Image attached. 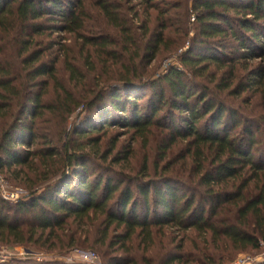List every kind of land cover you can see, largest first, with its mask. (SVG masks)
Returning <instances> with one entry per match:
<instances>
[{
  "label": "trees",
  "instance_id": "16d2710c",
  "mask_svg": "<svg viewBox=\"0 0 264 264\" xmlns=\"http://www.w3.org/2000/svg\"><path fill=\"white\" fill-rule=\"evenodd\" d=\"M131 1L158 9L152 5L158 0ZM80 4V0L72 6L67 0H0V172L12 166L31 169L38 162L46 183L41 191L17 202L0 195V240L36 244L46 235L55 238L63 250L77 249L84 247L88 236L80 227L98 219L96 244L100 246L109 230L117 234L109 246L123 247L133 237L150 242L154 229L170 226L208 235L213 248L221 252L216 256L220 264L230 262L233 252L259 250L264 244V123H259L264 118H244L217 99L211 86L209 90L192 79H206L218 92L236 98L248 92L247 87L236 84L235 73L240 67L249 73L252 85L264 79V0L194 2L185 16H192L195 46L179 56L180 69L170 67L160 74L158 84H147L133 61H152L165 41L163 32L174 26L172 18L165 15L171 9L188 8L179 1L170 4L169 10L157 11L156 33L143 50L139 41L131 38L122 45L125 54L133 49L129 57L133 67L124 66L126 75L91 99L77 98L56 78L54 60L43 63L42 52L32 50L35 36L44 32L38 23L47 16L60 17L66 33L80 31L84 24ZM98 7L111 25L121 28L112 4L99 2ZM82 39L114 63L123 59L115 48L109 50L112 43L107 38ZM229 39L237 48L233 58L224 61L216 49H223ZM199 43L206 54L197 49ZM15 47L23 70H12L13 64L7 62V49ZM254 58L261 62L249 71L247 61ZM68 70L74 80L78 72L72 66ZM222 70L228 72L217 77ZM49 85L55 95L52 103L43 101ZM145 90L150 91L147 102L143 101ZM80 107L85 117L77 125ZM113 115L115 120L110 118ZM44 118L52 121V131L57 133L40 138L42 150L29 151ZM164 121L168 125L160 126ZM116 125L133 131L142 141L152 135V128L167 130V139L157 149L158 158L166 159L161 171L166 176L145 183L130 177L105 178L104 173L90 170L91 155L96 158L101 150L100 139L93 136L105 135ZM112 144L108 155L114 141ZM181 146L184 155L176 162L173 157L167 160V153ZM107 154L100 158L103 163ZM146 171L143 164L141 175ZM189 177L191 182H185ZM19 215L29 216V221H20ZM210 259L215 264L213 257ZM176 261L179 259L170 258L165 264ZM108 264L125 263L113 260Z\"/></svg>",
  "mask_w": 264,
  "mask_h": 264
},
{
  "label": "rangeland",
  "instance_id": "374dc122",
  "mask_svg": "<svg viewBox=\"0 0 264 264\" xmlns=\"http://www.w3.org/2000/svg\"><path fill=\"white\" fill-rule=\"evenodd\" d=\"M71 2V6L76 3V0H67ZM107 2L112 4V9L115 10L114 14L118 17L120 22L119 27L111 25V23L103 16L102 12L98 9L99 2ZM182 1L186 4L187 10L171 9L169 15L164 18H172L174 26L163 32L164 43L159 47L154 59L149 63H143L139 59L133 61L134 67L139 74L143 76V82L147 84H158L160 74L170 67L181 68L178 58L182 53H185L189 47L194 45V38L196 35L195 25H193L192 16L187 18L186 13L189 15L194 2L199 0H158L153 2L152 5L158 7V12L169 10V5ZM80 5L83 10V28L74 34H69L62 31V22L58 16H47L43 18L38 24L42 26L44 32L41 36H35L36 45L32 48L34 52H42L41 62L51 63L54 60L55 75L58 81L68 90L73 92L77 98L86 97L91 99L97 92L107 89L109 85H114L115 80L119 77L126 75L124 72L125 67H131L132 63L129 62L131 53L125 54L121 48L126 38H131L138 42L141 50L155 35L158 27L156 20V10L146 8L144 5L139 4L138 1L131 0H80ZM168 4V5H165ZM79 5V6H80ZM114 6V8H113ZM50 28H54L51 30ZM102 36L107 38L110 49H114L122 56V60L114 63L106 58L105 55L96 51L95 47L83 42L82 38ZM200 40V39H199ZM198 43V41H197ZM115 45V46H114ZM201 43H199V46ZM208 49L210 46L206 45ZM223 49H216L220 59L230 60L234 56V51L237 45L232 40H226L223 43ZM224 46H226L224 48ZM202 54L204 47H200ZM18 47L15 49H7V62L13 64L12 70H23L19 65L17 59ZM107 60L106 67L103 62ZM112 62V63H111ZM258 58L247 61L244 64L249 66V71L257 68L260 64ZM68 66H72L78 73L74 80L71 78ZM133 67V66H132ZM107 68V69H106ZM216 69V67H212ZM228 72L222 70L217 73V77L221 74ZM238 80L236 84H242L248 88V92L241 94L240 97H234L227 92H218V88L210 85L208 80H201L200 78L192 79L196 84L206 86L210 90L213 89V94L218 96L221 102L226 106H232L238 110L244 118L254 119L255 116L264 118V79L256 85H252L249 73L244 71L242 67L236 71ZM24 76L25 73H22ZM26 82V81H24ZM117 88V87H112ZM34 89L33 92H36ZM144 95L143 101L147 102L150 97V91L145 90L142 92ZM54 90L49 85L47 94L43 97L44 102H54ZM84 104V103H83ZM84 106V105H81ZM80 116L75 120L77 125L85 117L84 109L80 107ZM129 113V112H128ZM167 111L162 112L161 116L166 119ZM115 120L114 115L110 117ZM50 119V118H49ZM52 120V119H51ZM43 121L49 122L44 118L40 123V132L38 139L29 148V151L42 150L43 140L42 136H54L57 130L52 131L53 123H42ZM72 122V121H71ZM263 120L259 123L263 126ZM55 124V122H54ZM168 125L167 121L162 122L160 126ZM158 128V127H157ZM151 134L146 141H142L139 137L134 136L133 131H127L125 128L111 126L105 135H94L93 137L100 139L101 150L95 156L92 154V163L89 164L90 170H96L105 174V178L109 177L116 179L117 177H130L134 180L141 182H148L149 180L158 179L164 175L162 162L159 159L158 147L166 140L167 130L151 129ZM110 150V154L107 152ZM21 150H26V147H21ZM184 148H174L170 153H167V160H177L183 156ZM107 154L106 162L101 161V156ZM118 156V157H117ZM125 159L123 160V157ZM113 158H117L119 163H115ZM143 164H146L147 171L145 175H141L140 170ZM178 168V167H177ZM176 168V169H177ZM113 172V173H112ZM43 170L38 162L33 163V168L12 166L10 170L0 172V176L10 192L18 194V200L24 199L32 192H39L46 185L43 181L41 174ZM190 180V181H189ZM192 180H184L190 183ZM20 221H29V216L19 215L17 217ZM98 219L93 220V224H87L80 227L81 230L87 232V241L84 247L63 250L62 246L53 237L42 236L38 243H28L23 245H16L12 242L6 243L0 240V264H20L30 262L32 264L42 263H63V264H108L110 261L119 260L125 264H165L170 258H178L172 264H212L210 258L213 257L215 264H220L216 260L221 252L213 248L210 244L209 236H201L193 230H177L170 226H165L161 229H154L152 231L150 242H143L144 239L133 237L131 241L118 246H109L113 236L117 235L112 230L108 231V237L103 246L96 244L99 240L98 233ZM74 230V229H72ZM65 232H61L64 234ZM60 234V233H59ZM66 235L68 233H65ZM36 240V239H34ZM83 240V237H81ZM78 252H93L96 255V260L90 263L78 260L75 255ZM233 257L228 261H223L221 264H235L240 260L245 259V264H263L264 263V244L260 245L259 250H247L245 252H233Z\"/></svg>",
  "mask_w": 264,
  "mask_h": 264
},
{
  "label": "built area",
  "instance_id": "2783aa9c",
  "mask_svg": "<svg viewBox=\"0 0 264 264\" xmlns=\"http://www.w3.org/2000/svg\"><path fill=\"white\" fill-rule=\"evenodd\" d=\"M8 187L4 185V182L0 176V195L7 201L10 202H16L17 198H18V194L17 193H13L10 192L8 189ZM75 257L78 260H81L82 262H93L96 260V255L92 252H78ZM246 260H240L239 262H236L235 264H245Z\"/></svg>",
  "mask_w": 264,
  "mask_h": 264
}]
</instances>
